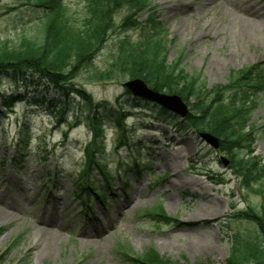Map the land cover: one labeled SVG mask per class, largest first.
<instances>
[{
	"label": "rangeland",
	"instance_id": "1",
	"mask_svg": "<svg viewBox=\"0 0 264 264\" xmlns=\"http://www.w3.org/2000/svg\"><path fill=\"white\" fill-rule=\"evenodd\" d=\"M31 1L0 0V43L15 45L20 36L36 32L44 10ZM60 1L79 23L84 20L87 0ZM147 3L133 8L114 0L95 6L107 18L102 21L106 29L96 41L92 66L104 69L119 48L125 53L130 46L148 47L147 40L162 29L163 65L179 66L185 75L198 74L203 91L217 89L219 97L232 102L235 109L247 111L243 131L249 135L239 147H248L239 150L243 154L250 150L264 162V87L259 84L264 70L256 65H264V0ZM240 17L254 20V25L243 32ZM244 68L251 73L231 88V75ZM93 71L80 67L71 82L94 102H106L112 108L103 115L96 137L102 149L93 159L103 167L101 171L94 164L86 171L87 148L95 130L85 120L81 99L74 98L62 121L49 114L46 104L31 106L13 98L2 106L0 98V215H7L0 221V264H128L125 252L142 261L154 254L165 264H227L234 237L246 242L257 235L256 225L241 211L249 214L251 206L264 207V180L262 185L246 186L220 145L213 147L199 133L178 132L156 122L151 110L129 107L126 102L133 101V96L125 92L124 83L130 79L97 80ZM34 86L47 100L55 95L51 88ZM2 94L26 95L23 85L6 78H0ZM122 107L128 116L117 128L115 113ZM240 117L237 127L245 115ZM19 143L25 145L23 156L14 155ZM84 168L87 176L80 181ZM102 172L108 174L111 185ZM85 179L103 188V201L92 194L86 199L77 196ZM199 204L205 208L200 219L196 216ZM153 207H161L160 218L146 214ZM46 218H51L50 223H40ZM183 220L195 225L179 228ZM50 226L61 237L48 249L36 246L35 235L50 238L46 230ZM95 231L99 235L93 242L82 241ZM198 241L210 250H197Z\"/></svg>",
	"mask_w": 264,
	"mask_h": 264
},
{
	"label": "trees",
	"instance_id": "2",
	"mask_svg": "<svg viewBox=\"0 0 264 264\" xmlns=\"http://www.w3.org/2000/svg\"><path fill=\"white\" fill-rule=\"evenodd\" d=\"M113 1L87 0L84 20L79 23L71 15L70 9L60 0H32L30 3L34 7L44 10L42 20L35 28L36 32L30 37L20 36L15 45H9L8 42L0 43V78H6L16 86L23 85L26 95L15 97L2 94L0 95L2 106L11 104L13 98H21L20 102L27 101L31 106L46 104L49 114L64 121L65 113L69 112L70 105L74 104V98L78 97L84 103L85 120L90 122L94 128L92 130H95L93 131V141L87 148L90 158L86 162V171H89L93 164L101 171L103 167L93 159L95 152L102 149L96 142V137L99 136L98 131H100L104 120L103 115L105 112L111 111L112 108L106 102H94L87 92L74 86L71 80L80 67L93 68V79L97 80H111L117 77L139 78L153 91L178 95L188 106V112L184 118H180L157 105L138 98H133V101L130 102L127 101L129 107L151 110V117L156 122L169 124L178 132L192 131L210 134L216 138L217 146L220 145L219 147L227 152L230 167L246 186L252 183H261L262 185L264 162H261L259 157L251 155L250 150L244 154L239 150L248 147V145L239 147L240 142L249 135L248 131H243V125L246 121L248 122L247 111L242 109L246 112L243 113L241 110L239 111V108L235 109L232 102L227 103L223 97H219L217 89L203 91L204 87L202 88L203 84H201L198 74L185 75L179 66L163 65L161 58L164 57V51L160 45L162 38L159 37L163 32L162 29L158 34L153 33L151 39L147 40L148 47L130 46L125 50V53L121 52L119 48L107 67L95 70L92 66V57L96 49V41L102 39V31L106 29L105 25L103 27L102 21L107 18V13H100L99 10H95V6L99 2L109 4ZM121 1L133 8L138 7L137 4L140 2L143 5L148 4L147 0ZM93 21L95 23L91 29L90 25ZM155 38L157 39L155 40ZM256 65H259L261 71L264 70L263 64ZM247 72L251 73V69L244 68L237 76L231 75L229 86L232 88L243 83ZM259 84L264 87V79ZM34 85H43L53 89L54 97L50 100L45 99V94L38 91L39 87ZM125 92L129 93L128 89H125ZM27 94L31 96H27ZM119 99L120 97H117L116 102H119ZM93 109L96 112L101 109V115L92 116L90 112ZM72 114L77 120V114L75 112ZM244 115L245 117L240 119L242 123L237 127V117ZM127 116L126 109L118 108L115 113L117 128L123 125ZM120 136H124V131ZM24 148L25 145L19 143V147L17 145L15 148L14 155L23 156ZM84 170L85 168L80 175V181H83L87 176ZM102 174L106 184H110L111 180L108 174L105 172ZM103 192V188H96L92 182L90 185L80 182L77 196L84 195L85 198H88L92 194L96 199L101 200L105 196ZM146 214L149 217L160 218L162 216L161 207H153ZM241 214L245 217L248 216V219L256 225L257 235L249 237L246 242L237 241V238L234 237L227 264H264V207L251 206L249 214L243 211ZM123 255L127 257L128 264H165V262H159L154 254L149 257L148 261L139 260L138 256L130 257L126 252Z\"/></svg>",
	"mask_w": 264,
	"mask_h": 264
},
{
	"label": "water",
	"instance_id": "3",
	"mask_svg": "<svg viewBox=\"0 0 264 264\" xmlns=\"http://www.w3.org/2000/svg\"><path fill=\"white\" fill-rule=\"evenodd\" d=\"M124 85L129 91H131L133 98L150 102L179 116L180 118H184L187 114L188 110L185 103L176 94H166L153 91L139 78L130 79L126 81ZM199 135L211 146L216 147V138L208 133H200Z\"/></svg>",
	"mask_w": 264,
	"mask_h": 264
},
{
	"label": "bare ground",
	"instance_id": "4",
	"mask_svg": "<svg viewBox=\"0 0 264 264\" xmlns=\"http://www.w3.org/2000/svg\"><path fill=\"white\" fill-rule=\"evenodd\" d=\"M230 0H224V4L229 3ZM254 11H252L251 13H253ZM241 18V17H240ZM241 29H243V32H245L246 30H249L248 28H251L250 25H254V20L249 19V18H241ZM141 194V192H139V195ZM131 201H133V199H130L128 202L131 203ZM120 206H122V204H120ZM204 207L202 206V204H199L198 207V211H197V215L198 218L203 217L205 215V211H204ZM213 212V211H212ZM7 217V215H6ZM5 216H1L0 215V221H4L6 220ZM199 218V219H200ZM51 218H46V219H41L40 223L46 224V223H50ZM196 221V220H195ZM195 225V223L193 224L192 221L189 220H183L182 222L179 223V228H186L189 225ZM48 234L50 235V238H41V237H36L37 235H35V245H41V247H44V249H48L52 243V241L57 240V236L61 237V233H59L57 230H54L53 226H50V228L46 229ZM99 234L97 231H95L93 234L90 233L88 234L86 237L82 238L83 242H93V238L97 237ZM194 247L199 250L200 252H204L206 249H209V247L204 246L203 243L201 241H198L197 243H195ZM210 250V249H209Z\"/></svg>",
	"mask_w": 264,
	"mask_h": 264
}]
</instances>
